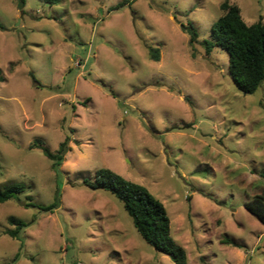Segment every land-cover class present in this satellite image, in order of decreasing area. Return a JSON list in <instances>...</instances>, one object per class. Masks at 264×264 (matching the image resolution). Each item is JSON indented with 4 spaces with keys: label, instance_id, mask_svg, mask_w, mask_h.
Wrapping results in <instances>:
<instances>
[{
    "label": "rangeland",
    "instance_id": "rangeland-1",
    "mask_svg": "<svg viewBox=\"0 0 264 264\" xmlns=\"http://www.w3.org/2000/svg\"><path fill=\"white\" fill-rule=\"evenodd\" d=\"M222 1L0 0V188L42 206L60 193L52 214L0 204V264L20 245L9 217L33 221L14 264H173L112 194L82 186L103 168L164 205L187 264H264V225L245 209L264 197V82L245 95L227 53L205 54ZM229 2L264 25V0ZM66 137L55 172L31 145Z\"/></svg>",
    "mask_w": 264,
    "mask_h": 264
},
{
    "label": "trees",
    "instance_id": "trees-1",
    "mask_svg": "<svg viewBox=\"0 0 264 264\" xmlns=\"http://www.w3.org/2000/svg\"><path fill=\"white\" fill-rule=\"evenodd\" d=\"M62 0H44L54 5ZM124 4V3H123ZM24 0H19L18 8L22 9ZM221 16L211 26L209 40L201 45L206 55H210L214 48L223 50L228 55V66L232 80L238 91L245 95L255 93L264 82V25L262 18L247 25L237 5L229 0H223L219 6ZM189 36L188 45L193 48L197 42V33L192 26L183 29ZM150 59L159 60L157 48H149ZM3 78L0 72V82ZM69 137H66L55 152L49 151L38 140L31 148L39 150L44 157L51 161V168L59 172L63 158L68 152ZM264 181V172L259 175ZM82 186L89 190H103L112 194L123 206L132 220V224L139 236L158 253L167 256L173 264H187L185 250L179 246L171 235V222L164 205L143 186L130 182L109 169H99L93 179H83ZM25 186L10 184L0 188V204L16 201L25 209H36L42 213H54L60 206L59 190L55 191L53 201L47 206L36 204L30 197L20 199ZM245 209L258 222L264 225V197H255L245 204ZM33 222V221H32ZM31 222V223H32ZM11 229L5 230V235L20 243L18 253L8 264H14L24 247L22 234L31 223L14 217L7 220ZM234 244L233 242H230ZM235 247H238L234 244ZM240 248V247H238Z\"/></svg>",
    "mask_w": 264,
    "mask_h": 264
}]
</instances>
